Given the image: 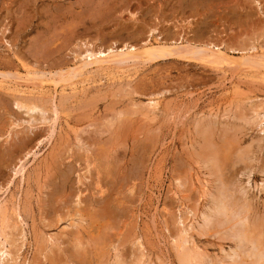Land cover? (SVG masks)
<instances>
[{
	"label": "rangeland",
	"instance_id": "obj_1",
	"mask_svg": "<svg viewBox=\"0 0 264 264\" xmlns=\"http://www.w3.org/2000/svg\"><path fill=\"white\" fill-rule=\"evenodd\" d=\"M159 36L240 62L166 50L73 78L85 44ZM262 47L264 0H0V226L18 264H182L183 246L203 264H258L241 234L264 241Z\"/></svg>",
	"mask_w": 264,
	"mask_h": 264
},
{
	"label": "bare ground",
	"instance_id": "obj_2",
	"mask_svg": "<svg viewBox=\"0 0 264 264\" xmlns=\"http://www.w3.org/2000/svg\"><path fill=\"white\" fill-rule=\"evenodd\" d=\"M185 39V38H184ZM116 45V44H115ZM214 47V46H213ZM85 48H86V50H85V52H84V54H82L81 55V57H82V61H84V63L85 64H83V62L81 63V64H83V66H80L79 65V67H75L74 68V76H73V78H78L79 77V75H80V73L81 72H84L83 70L84 69H86L87 67H89V66H93V65H95V64H97V65H105L106 66V64H113V63H118V62H120V63H122L123 61L125 62V61H127V62H131V60H137L138 58L140 59V58H143V57H145L146 58V56L147 57H152V58H154V59H157V58H155L156 56H159L158 55V53L159 54H161V53H163V51L165 52L166 50H176L175 51V53H171L172 55L174 54V56H182V55H186L187 56V54L189 55L190 54V56L192 55L193 56V58L194 57H196L197 59L198 58H211V59H214V60H220V61H218V62H220V63H222L221 61H223V63H227V62H229V63H239L240 61L238 60V59H234L233 57H231V55L229 56L226 52H223L222 50H221V47L220 46H217V48H215L214 50H211V49H208V48H199V47H197V46H194L192 43H190V42H188V41H186V42H184V40H178V41H173V43L171 44V43H167V41H164L162 38H161V36H159L158 37V39H157V41L155 42V43H152L151 42V40L150 39H148V40H146L144 43H143V45H142V47H141V45H140V48H138V47H136V46H134V45H128V44H126L125 46H121V47H112V48H110L109 47V49L108 50H103V49H99V50H95V48H94V46L92 45V44H85ZM212 48V47H211ZM255 48V47H254ZM253 48V49H254ZM263 48V47H262ZM256 49V48H255ZM263 50H264V48H263ZM170 51V52H171ZM161 52V53H160ZM169 52V51H168ZM179 53V54H181V55H178V54H176V53ZM167 53V52H166ZM263 54V53H262ZM163 56H166V54L164 55L163 54ZM169 56H171L170 55V53H169ZM229 56V57H228ZM249 55H247L246 57L244 56V57H242L243 59H246V60H244V62L245 61H248V63L250 64V63H252V65L251 66H253V64H258V63H255V57H254V55H253V57H251V54H250V56L248 57ZM264 56V55H263ZM228 57V58H227ZM248 57V58H247ZM259 57V56H258ZM144 58V60H146ZM151 58V59H152ZM161 58H163V57H161ZM195 58V59H196ZM241 58V59H242ZM148 59V58H147ZM191 59H192V57H191ZM236 61V62H234V60ZM248 59V60H247ZM257 59V61H258V59L259 58H256ZM261 59V58H260ZM259 59V60H260ZM141 60V59H140ZM233 60V61H232ZM239 62H238V61ZM263 61H264V59H262ZM137 61H139V60H137ZM213 61V60H212ZM242 62H241V65L243 64V66H245L244 64L245 63H243V60H241ZM129 62V63H130ZM132 63V62H131ZM247 63V62H246ZM248 63L246 64V65H248ZM126 64V63H125ZM133 64V63H132ZM259 64H261V61L259 62ZM114 65V64H113ZM123 65V64H122ZM136 65V64H135ZM255 65V66H256ZM116 66V65H115ZM121 66V65H120ZM98 67V66H97ZM100 67V66H99ZM130 67V66H129ZM91 68V67H90ZM252 68V67H251ZM258 68V67H257ZM261 68V67H260ZM18 74V73H17ZM26 74H29V72L28 73H26ZM25 74V75H26ZM35 75V74H34ZM72 75V74H71ZM18 76H19V74H18ZM27 76V75H26ZM26 76H24V77H26ZM22 77H23V75H22ZM23 77V78H24ZM28 77V76H27ZM29 77H32V76H30L29 75ZM33 79H34V77H32ZM41 78V77H40ZM71 78V77H70ZM17 79H19V78H17ZM35 79H36V77H35ZM24 80V79H23ZM43 80V79H42ZM21 81V80H20ZM27 81H30V79L29 80H27ZM33 81V80H32ZM58 81V80H57ZM56 81V82H57ZM72 81V80H71ZM0 82H4L3 80H1L0 79ZM19 82V81H18ZM54 83V90L53 91H55L54 92V94L55 93H59L58 92V89H57V84L58 83ZM79 82V81H78ZM34 83V82H33ZM40 84H38V86H37V84H36V86L38 87V88H40V90H43V89H45L46 87H45V83L43 82H39ZM66 83L68 84V82L66 81ZM77 83V82H76ZM25 84V83H24ZM73 84V86H74V88H75V84L72 82L71 83V85ZM1 85V84H0ZM6 85H7V83H6ZM3 86H5V85H3ZM8 86V85H7ZM15 86H17V85H15ZM21 86V85H20ZM19 86V87H20ZM65 87L67 86V85H64ZM63 86V87H64ZM18 87V86H17ZM45 87V88H44ZM20 88H22V87H20ZM14 89V88H13ZM18 89V88H17ZM16 89V90H17ZM31 89V88H30ZM32 89H34V88H32ZM31 89V90H32ZM36 89V88H35ZM65 89V88H64ZM15 90V89H14ZM21 89H19L17 92H19ZM29 90V89H28ZM30 90V91H31ZM72 90V89H71ZM22 91V90H21ZM20 91V92H21ZM24 91V90H23ZM25 91H27V88H26V90ZM44 91V90H43ZM74 91V90H73ZM19 92V93H20ZM28 92V91H27ZM27 92H26V94H27ZM72 92V91H71ZM33 93H35V91H33ZM44 93V92H43ZM29 94V93H28ZM30 95H33L32 94V92L30 93ZM40 96V95H39ZM54 96H56V95H54ZM36 97V96H35ZM21 100H23V99H21ZM17 101V100H16ZM25 101V100H24ZM33 101V100H32ZM53 101H56V100H53ZM156 101V100H155ZM155 101H152L151 100V102L149 103V102H147V103H149L147 106H148V108H151V107H156V102ZM21 102V101H20ZM20 102H17L16 104L18 105V106H22V105H20L19 103ZM34 102V101H33ZM29 103V102H28ZM53 104H54V102H53ZM160 104V103H159ZM28 105V104H27ZM32 105V104H31ZM30 105V106H31ZM17 106V107H18ZM25 106V105H24ZM54 106H56V105H54ZM53 106V109L55 108ZM57 106H59V105H57ZM258 106V105H257ZM42 107V106H41ZM44 107V106H43ZM157 107H158V104H157ZM22 108V107H21ZM45 108V107H44ZM44 108H40V107H38L37 105H33V106H31L30 107V109H29V112H30V110H36V109H40L41 111H43L44 110ZM257 108V107H256ZM27 109H28V107H27ZM43 109V110H42ZM152 109H154V108H152ZM47 110V109H46ZM159 110V109H158ZM53 111V110H52ZM33 112V111H32ZM38 112V111H37ZM46 112V111H45ZM57 112H59V110L57 109V108H55L54 109V113L57 115ZM44 113V112H43ZM47 113V112H46ZM146 113V112H145ZM152 113V112H151ZM257 114H259V113H257ZM38 116V115H37ZM44 116H46V115H44ZM43 117V116H42ZM59 117V116H58ZM49 119H51V118H49ZM58 119V118H57ZM48 121V120H47ZM206 136H208V135H206ZM208 139L210 138V133H209V136L207 137ZM208 139H206V140H208ZM211 143V145H212V142H210L209 140H208V145ZM215 144V143H214ZM213 144V145H214ZM211 145H209V146H211ZM208 146V151H209V149H210V151H211V153L212 154H218L219 152H220V150L219 149H217L218 148V146H215L216 147V149L217 150H219L218 152L216 151V149H215V147H209ZM214 148V149H213ZM207 151V150H206ZM209 151V152H210ZM215 152V153H214ZM36 153V152H35ZM38 153V152H37ZM42 153V152H41ZM211 153H209V154H211ZM33 154V153H32ZM33 156V155H32ZM34 156L36 157L37 156V154H34ZM33 158V157H32ZM35 159V158H34ZM33 161V160H32ZM24 163V162H23ZM21 164V165H19L16 169H15V177H18L19 179H20V182L21 183H23V181H26V170H27V165H25V164H27V163H25V164ZM12 183V182H11ZM8 188V187H7ZM1 190H3V189H1ZM6 191L8 190V189H5ZM2 193V192H1ZM7 193V192H6ZM242 193V192H241ZM4 195V194H3ZM224 195V194H223ZM224 197V196H223ZM3 198V197H2ZM1 199V198H0ZM5 198H3V200H4ZM224 199V198H223ZM5 201V200H4ZM4 201H1L0 202V223L1 222H3V221H5L6 222V211H7V206H6V204H5V202ZM7 201V200H6ZM222 201V199H220V202ZM220 202H218V205H217V207L220 205V207L221 208H223V207H226L225 205H222V203H220ZM220 203V204H219ZM226 203V202H225ZM246 203V202H245ZM9 204V203H8ZM232 206H234L233 205V200H232V203H230ZM243 205H244V203H243ZM248 206V205H247ZM228 207V206H227ZM237 207V206H236ZM246 207V206H245ZM9 208H10V206H9ZM8 208V210H10ZM219 208V207H218ZM231 207H229V209H230ZM228 209V208H227ZM241 208L239 207V209H238V212H239V210H240ZM246 209H247V207L244 209V207H243V210H244V212L246 211ZM16 212H15V214L17 215V217L19 218V223H21V225L23 226L24 224H26V222H25V219H24V217L22 216V214L20 213V212H18V208L16 207ZM224 210V211H223ZM242 210V211H243ZM249 210V209H248ZM235 211V210H234ZM225 212H226V209L225 208H223L222 210H221V213H222V215L224 216V214H225ZM228 212V211H227ZM240 213V212H239ZM238 213V214H239ZM243 213V212H242ZM8 214V213H7ZM230 214V213H229ZM241 214V213H240ZM244 214V213H243ZM235 216V215H234ZM9 217V216H8ZM245 217V216H244ZM249 217V216H248ZM248 217H246V219L245 220H243V222L242 223H245L244 221H247V220H249L248 219ZM228 218V217H227ZM226 218V219H227ZM231 218H233V217H231ZM230 218V219H231ZM236 218V217H235ZM242 218H243V216H242ZM181 219V218H180ZM9 220V218L7 219V221ZM18 220V219H17ZM183 220V219H182ZM239 220V219H238ZM253 221V220H252ZM181 222V221H180ZM237 222V221H236ZM264 222V221H263ZM254 223V222H253ZM181 224H182V222H181ZM185 224V223H184ZM248 224H250V223H248ZM1 225V224H0ZM192 225V224H191ZM244 225V224H243ZM184 226V225H183ZM182 226V227H183ZM233 226V225H232ZM238 226V225H237ZM241 226V225H240ZM245 226V225H244ZM244 226H242L243 228H244ZM186 227V226H185ZM190 227V226H189ZM239 227V226H238ZM184 228V227H183ZM192 229V228H191ZM193 229H194V227H193ZM185 229H183V231H184ZM238 230H241V228H239ZM3 230H1V226H0V264H7L9 261H12L11 263H13V264H18L19 263V258H20V253H19V251L20 250H22V246H21V249L20 250H18V254H15L16 253V250H15V253H13L12 252V250H11V248H10V246L11 245H9L8 244V242H7V239H4V235H3V232H2ZM187 231H189V228H188V230ZM186 231V232H187ZM242 232H243V229L241 230ZM23 232H24V230H23ZM185 232V231H184ZM184 232H182V235L184 236L185 234H183ZM6 233V232H5ZM4 233V234H5ZM188 233V232H187ZM186 233V234H187ZM23 234H25V233H23ZM6 235H7V233H6ZM181 235V236H182ZM241 235H244L243 237H244V241L245 240H249V241H251V242H253V243H255L256 244V246H257V249H258V252H256V253H254L253 252V255H256V257H257V259H258V264H259V261H264V250L262 249L263 248V246H264V241L263 240H259L257 237H253L252 235H251V232H250V227L249 226H246V228L244 229V233H242ZM4 236V237H3ZM16 236V235H15ZM186 236H188V235H186ZM24 238H25V236H23ZM185 237V236H184ZM184 237H179L180 239L181 238H184ZM242 237V236H241ZM241 237H239V238H241ZM23 238V239H24ZM257 238V239H256ZM49 239V238H48ZM179 239V240H180ZM189 239V238H188ZM239 240V239H238ZM186 241H187V239L186 238H184V239H182L181 240V243L180 242H178V244L180 243V245H179V247H182L184 244H187L186 243ZM247 243V242H246ZM245 243V244H246ZM194 244V243H193ZM193 244H192V246H193ZM255 244H254V246H255ZM195 245V244H194ZM178 246V245H177ZM187 246V245H186ZM196 246V245H195ZM240 246V245H239ZM183 248V250L180 252V261H181V263L182 264H203V259H202V257L200 256V255H198V254H196V253H193V252H191L190 250H188V249H184V246L182 247ZM196 248V247H195ZM13 249V248H12ZM256 249V247H254V250ZM256 249V250H257ZM253 250V251H254ZM263 250V252L261 253V251ZM14 251V250H13ZM195 251V250H194ZM198 251V250H197ZM200 252V251H199ZM236 254H238L237 252H236ZM203 255V254H202ZM231 256V255H230ZM239 256V255H238ZM201 257V258H200ZM232 257V256H231ZM255 257V256H254ZM201 259H202V261H201ZM205 259H206V257H205ZM206 261V262H205ZM204 262L205 263H207V259L205 260ZM212 261V260H211ZM235 262V261H234ZM210 264H211V262H209ZM254 263H256V262H254ZM116 264H119L118 262L116 263ZM121 264V263H120ZM124 264V263H123ZM208 264V263H207ZM264 264V263H263Z\"/></svg>",
	"mask_w": 264,
	"mask_h": 264
}]
</instances>
